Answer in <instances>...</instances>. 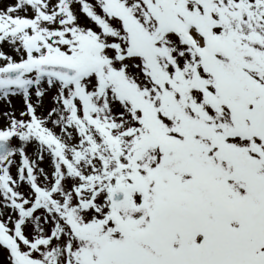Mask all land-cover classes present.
<instances>
[{"label":"snow or ice","instance_id":"1","mask_svg":"<svg viewBox=\"0 0 264 264\" xmlns=\"http://www.w3.org/2000/svg\"><path fill=\"white\" fill-rule=\"evenodd\" d=\"M0 102V264H264V0H0Z\"/></svg>","mask_w":264,"mask_h":264},{"label":"rangeland","instance_id":"2","mask_svg":"<svg viewBox=\"0 0 264 264\" xmlns=\"http://www.w3.org/2000/svg\"><path fill=\"white\" fill-rule=\"evenodd\" d=\"M15 100V99H14ZM14 106L16 107V108H20L21 106H22V102H21V100H19V101H14ZM7 108V106H5V107H0V112H2L4 109H6ZM2 120H3V118L2 117H0V122H2Z\"/></svg>","mask_w":264,"mask_h":264},{"label":"bare ground","instance_id":"3","mask_svg":"<svg viewBox=\"0 0 264 264\" xmlns=\"http://www.w3.org/2000/svg\"><path fill=\"white\" fill-rule=\"evenodd\" d=\"M20 99H15L14 101H19ZM5 106H7L5 103H3V102H0V107H5Z\"/></svg>","mask_w":264,"mask_h":264}]
</instances>
